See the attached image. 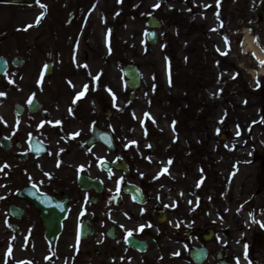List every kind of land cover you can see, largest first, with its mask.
Wrapping results in <instances>:
<instances>
[{"label":"flooded vegetation","instance_id":"flooded-vegetation-1","mask_svg":"<svg viewBox=\"0 0 264 264\" xmlns=\"http://www.w3.org/2000/svg\"><path fill=\"white\" fill-rule=\"evenodd\" d=\"M217 12L236 46L253 36L264 48V0H218ZM5 59L0 264H264V107L203 183L176 184L159 166L162 131L130 135L119 122L122 93L74 87L58 105L33 106L27 84L3 88L17 69Z\"/></svg>","mask_w":264,"mask_h":264},{"label":"rangeland","instance_id":"rangeland-1","mask_svg":"<svg viewBox=\"0 0 264 264\" xmlns=\"http://www.w3.org/2000/svg\"><path fill=\"white\" fill-rule=\"evenodd\" d=\"M157 3L161 6L153 7ZM217 8L218 0L0 4V53L25 58L3 88L27 84L33 97L49 105L62 103L74 87L97 98L109 89L122 93L130 105L118 119L128 122L130 135L147 136L158 128L167 141L160 149L167 158L159 163L162 174L176 184L203 183L208 163H218L236 137L249 135L264 107V65L247 47L235 45L236 34L221 28ZM151 15L162 20L161 36L169 38L158 46L146 40ZM48 62H53L50 78L44 75ZM126 63L138 65L142 74L134 102L124 93ZM13 72L30 76L22 83Z\"/></svg>","mask_w":264,"mask_h":264},{"label":"water","instance_id":"water-1","mask_svg":"<svg viewBox=\"0 0 264 264\" xmlns=\"http://www.w3.org/2000/svg\"><path fill=\"white\" fill-rule=\"evenodd\" d=\"M8 0H0V2H4ZM11 1H17L19 4H33L36 0H31L32 3H27L26 0H11ZM148 26L152 29L147 33V40L150 44L156 45L159 42V36L157 29L161 28L160 22L155 18L151 17L148 20ZM7 66L6 63L3 60H0V75H2ZM125 76L127 78L126 85L131 90H137L141 86V75L139 72V69L135 65H126L124 68ZM133 97V96H132Z\"/></svg>","mask_w":264,"mask_h":264},{"label":"snow or ice","instance_id":"snow-or-ice-1","mask_svg":"<svg viewBox=\"0 0 264 264\" xmlns=\"http://www.w3.org/2000/svg\"><path fill=\"white\" fill-rule=\"evenodd\" d=\"M121 2H122V0H121ZM42 7H44L45 9H46V5H41ZM161 5L159 4V3H157V4H155L153 7H155V8H159ZM206 7H207V5H206ZM43 15V14H42ZM258 39V38H257ZM225 40L227 41V37H225ZM226 54V53H225ZM260 63H261V65H264V60H261L260 61ZM260 85H259V81H257V87H259ZM86 90V89H85ZM109 91H111L110 89H109ZM84 93L83 92H81V93H79L78 94V96H82ZM6 95V93H3V92H0V96H5ZM114 95V94H113ZM30 103H31V101H30ZM245 103H247V101H245ZM71 110V109H70ZM0 119H3V117H0ZM57 123H59V122H57ZM239 127V126H238ZM219 131V130H218ZM79 133H76V134H74V135H78ZM237 135H240V133L239 132H237ZM130 143H136L135 141H132V142H130ZM148 147H151V145H148ZM62 151V150H61ZM169 163H171V161H169ZM166 170V169H165ZM49 176H51V174L49 173L48 174ZM141 175H143V173H141ZM121 180L123 179V178H120ZM199 186V185H198ZM119 190V189H118ZM189 203H191V201H189ZM151 225L149 224V227H150ZM179 226V224H177V227ZM121 227H123V225H121ZM261 227H264V222H261ZM143 228H144V225H140V227H139V230H143ZM129 235H131V232H129ZM247 247V246H246ZM175 255H179V253H175ZM245 256H247V252H245Z\"/></svg>","mask_w":264,"mask_h":264},{"label":"bare ground","instance_id":"bare-ground-1","mask_svg":"<svg viewBox=\"0 0 264 264\" xmlns=\"http://www.w3.org/2000/svg\"><path fill=\"white\" fill-rule=\"evenodd\" d=\"M247 48L249 52L252 53L258 61L264 60V53H262L259 48L255 45L253 39L248 38ZM262 73L264 74V72Z\"/></svg>","mask_w":264,"mask_h":264}]
</instances>
